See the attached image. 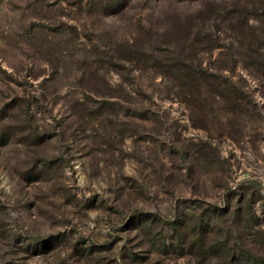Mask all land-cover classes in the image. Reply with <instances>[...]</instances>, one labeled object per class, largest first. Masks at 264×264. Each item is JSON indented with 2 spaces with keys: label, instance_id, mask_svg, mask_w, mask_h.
<instances>
[{
  "label": "rangeland",
  "instance_id": "rangeland-1",
  "mask_svg": "<svg viewBox=\"0 0 264 264\" xmlns=\"http://www.w3.org/2000/svg\"><path fill=\"white\" fill-rule=\"evenodd\" d=\"M100 1L0 0V264H264V8Z\"/></svg>",
  "mask_w": 264,
  "mask_h": 264
},
{
  "label": "trees",
  "instance_id": "trees-1",
  "mask_svg": "<svg viewBox=\"0 0 264 264\" xmlns=\"http://www.w3.org/2000/svg\"><path fill=\"white\" fill-rule=\"evenodd\" d=\"M97 1L98 0H94V2H97ZM129 1L130 0H102L98 3L104 4L105 7L113 8V7L122 6L123 4L128 3ZM248 3L253 4L255 6V8L257 7V5H258L259 9L264 8V0H234L233 6L240 8L242 6H245ZM234 13L240 14L239 12H234ZM239 18L241 19V17H239ZM191 31H192V29L187 27V24H182V20H179L178 25L174 26L173 34H175L179 40L178 52L175 54V57H174V59H176V63L174 66L178 67L179 69H181L182 67L183 68L186 67L189 70L186 72V75L188 76L191 73L193 74V76H191L190 78L186 77L189 79V84L193 87L194 86L197 87L195 84L198 81V73L204 74V72H202V73L197 72L199 70L196 71L194 64L189 59H187L186 57H187V55H189V56L193 55V57H196L199 50L202 51V45H204L206 43H212L213 41H215V39L211 34H208V36H205V37L202 36L201 35V33H203L202 31H201V33H200V31L195 33L194 37H191V36L189 37L188 34ZM165 43H167V40ZM151 51H152V55H151L150 59L155 58V57L157 58L158 56H162V55H166V56L172 55V53H175V52H168V50L157 49V48H151ZM139 53H141V52H139ZM131 54H129V56H128L129 58L132 57V56H130ZM136 59L139 62H143V61L148 60V59H144L141 57H139V58L137 57ZM134 60H135V58H134ZM165 66L167 67L166 64L162 65L160 67L159 66H157V67H159V69L160 68L165 69ZM163 71L165 73V70H163ZM181 77L184 79V76H181ZM217 79L218 78H211V77L209 78L208 77L207 82H209V83L213 82V81L215 82ZM193 83H195V84L193 85ZM165 249L167 250L168 247ZM257 262H253L251 264H259Z\"/></svg>",
  "mask_w": 264,
  "mask_h": 264
}]
</instances>
